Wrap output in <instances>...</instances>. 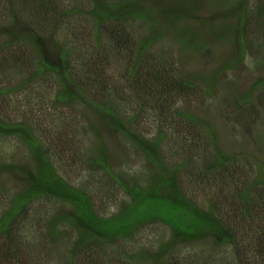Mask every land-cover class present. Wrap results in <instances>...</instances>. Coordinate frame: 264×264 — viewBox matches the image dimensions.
Masks as SVG:
<instances>
[{
    "label": "trees",
    "instance_id": "obj_1",
    "mask_svg": "<svg viewBox=\"0 0 264 264\" xmlns=\"http://www.w3.org/2000/svg\"><path fill=\"white\" fill-rule=\"evenodd\" d=\"M248 60L264 0H0V264H264V160L220 139L264 79L201 83Z\"/></svg>",
    "mask_w": 264,
    "mask_h": 264
},
{
    "label": "rangeland",
    "instance_id": "obj_2",
    "mask_svg": "<svg viewBox=\"0 0 264 264\" xmlns=\"http://www.w3.org/2000/svg\"><path fill=\"white\" fill-rule=\"evenodd\" d=\"M209 9L203 10L200 15L206 17L209 15ZM210 12H215L217 9H210ZM211 46V52L207 53V57L203 59L199 57L195 52H182V56L185 59V64L187 69L194 73L195 75L209 77L212 72L219 70L221 66L223 67L225 62L230 60L232 55V48L230 45H219L212 41H209ZM234 67L227 68L219 78V73L215 74L214 81L202 79V86L206 91H210L213 86L223 83L224 81L233 80L239 93H248L252 90L259 82L264 79V62L261 60L246 61L243 65L237 66V64H231ZM218 79H217V78ZM211 87V88H210ZM216 88V87H214ZM229 86L227 84L223 85L222 93H226ZM254 97H258V92L255 91L253 94ZM257 119H251L243 122L241 128L226 127L224 126V131L220 132V139L222 143V149L226 153H238V152H248L253 154L256 157L264 160V111H259ZM112 142L115 140L111 139ZM115 151L121 154L119 155V160H125V154L122 152L121 147L117 145V142L114 143ZM11 159L14 161L25 162V158L21 153H15L11 156ZM117 160V161H119ZM116 161V163H117ZM120 163V162H119ZM13 184V182H12ZM206 248L207 244H193V247L189 246V252H199V247Z\"/></svg>",
    "mask_w": 264,
    "mask_h": 264
}]
</instances>
